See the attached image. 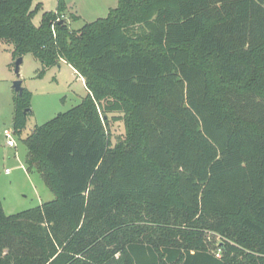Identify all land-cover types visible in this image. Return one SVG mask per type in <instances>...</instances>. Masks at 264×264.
I'll return each mask as SVG.
<instances>
[{"label": "trees", "instance_id": "trees-1", "mask_svg": "<svg viewBox=\"0 0 264 264\" xmlns=\"http://www.w3.org/2000/svg\"><path fill=\"white\" fill-rule=\"evenodd\" d=\"M41 9L0 0V44L41 76L68 63L88 95L24 140L55 199L0 198V264H264V0H119L78 31L65 0L35 26Z\"/></svg>", "mask_w": 264, "mask_h": 264}, {"label": "rangeland", "instance_id": "rangeland-1", "mask_svg": "<svg viewBox=\"0 0 264 264\" xmlns=\"http://www.w3.org/2000/svg\"><path fill=\"white\" fill-rule=\"evenodd\" d=\"M38 3L42 4V9L32 20L35 26L40 25L45 12H56L58 0H34V6ZM65 3L67 11L64 18L70 29L78 31L87 23L106 18L111 9L118 7L119 0H65ZM73 15L78 19H72ZM14 50L13 44H0V198L7 215L18 214L55 199L36 168H28V149L24 140L36 127L78 106L88 95L85 81L66 62L48 68L41 76L42 63L27 54L22 57L18 76ZM18 80L22 82L23 89L32 94L30 114L21 136L14 134L13 129L15 100L19 95L14 83ZM7 130L13 133L14 148L7 146ZM110 130L114 145L124 138L125 129L121 119L111 121ZM6 170H10V173L7 174ZM209 241L215 250L220 239L210 236Z\"/></svg>", "mask_w": 264, "mask_h": 264}, {"label": "water", "instance_id": "water-1", "mask_svg": "<svg viewBox=\"0 0 264 264\" xmlns=\"http://www.w3.org/2000/svg\"><path fill=\"white\" fill-rule=\"evenodd\" d=\"M22 61L23 59L19 58L15 63V72L18 76L20 74V66L22 64ZM14 89L18 94H21L23 92L22 82L20 80L14 83Z\"/></svg>", "mask_w": 264, "mask_h": 264}, {"label": "built area", "instance_id": "built-area-1", "mask_svg": "<svg viewBox=\"0 0 264 264\" xmlns=\"http://www.w3.org/2000/svg\"><path fill=\"white\" fill-rule=\"evenodd\" d=\"M5 136L7 138V146L14 148L16 146V143L13 140V133L7 130V131H5ZM6 173L9 174L10 170H6Z\"/></svg>", "mask_w": 264, "mask_h": 264}, {"label": "crops", "instance_id": "crops-1", "mask_svg": "<svg viewBox=\"0 0 264 264\" xmlns=\"http://www.w3.org/2000/svg\"><path fill=\"white\" fill-rule=\"evenodd\" d=\"M64 62V61H63ZM65 63V62H64ZM84 80V79H83ZM85 81V80H84Z\"/></svg>", "mask_w": 264, "mask_h": 264}]
</instances>
